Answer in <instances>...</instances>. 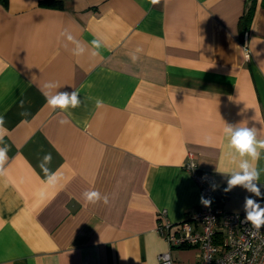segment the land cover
Instances as JSON below:
<instances>
[{
	"label": "crops",
	"instance_id": "0c3cea01",
	"mask_svg": "<svg viewBox=\"0 0 264 264\" xmlns=\"http://www.w3.org/2000/svg\"><path fill=\"white\" fill-rule=\"evenodd\" d=\"M41 1L0 0V264H156L166 251L173 264H195L198 250L171 247L157 225L163 214L172 232L185 220L199 227L190 155L196 171L214 173L215 204L244 212L252 194L224 189L251 159L223 128L255 127L264 140V0ZM94 38L104 45L95 57ZM48 81L78 90L81 106L53 111ZM88 190L109 204L86 203Z\"/></svg>",
	"mask_w": 264,
	"mask_h": 264
},
{
	"label": "built area",
	"instance_id": "2783aa9c",
	"mask_svg": "<svg viewBox=\"0 0 264 264\" xmlns=\"http://www.w3.org/2000/svg\"><path fill=\"white\" fill-rule=\"evenodd\" d=\"M186 168L193 172L201 197L210 199L211 205L205 206L200 200L191 215L198 229L185 220L172 232L171 224L160 214L157 230L165 235L168 244L195 247L198 250L195 264H264V228L257 232L250 223L243 222L244 212L227 211L215 204L214 173L196 171L192 155ZM156 264H173L170 252L159 254Z\"/></svg>",
	"mask_w": 264,
	"mask_h": 264
},
{
	"label": "clouds",
	"instance_id": "9594fccd",
	"mask_svg": "<svg viewBox=\"0 0 264 264\" xmlns=\"http://www.w3.org/2000/svg\"><path fill=\"white\" fill-rule=\"evenodd\" d=\"M152 4L159 3V0H151ZM66 31V30H65ZM63 34V33H62ZM69 40H72L71 35L68 36ZM94 49L92 56H98L101 54V50L104 45L101 44L100 39L94 38L91 42ZM142 49L137 47L135 53H131L130 59L133 63H136L140 59V53ZM85 53V48L77 43V47L72 50V55L82 56ZM44 87L47 89L45 92V99L47 105L53 110L57 109L68 112L69 109H75L81 106V99L79 98V91L74 89L71 92L68 91H58L61 86L55 81H48L45 83ZM103 102L99 99L96 100L97 106H100ZM60 123L66 124L67 120H61ZM4 121L0 118V130L3 129ZM223 133L229 137L228 146L230 149H234L240 157H250L251 163L248 159L242 160L238 167L239 171L233 170L230 172L227 179V187L224 189L225 192L232 191L235 187L241 186L246 192L252 195H246L244 197V218L243 222L250 223L252 227L258 232L264 228V207L258 202L256 198L264 199V192L261 191L264 185L259 183L261 171L257 166V162L262 158V153L260 149H264V140H257V130L255 127H248L244 124L234 127L231 124H225L223 128ZM211 139V138H209ZM0 144H3V138L0 136ZM8 147L4 145L0 147V175L4 172V162L7 160ZM52 155L51 153H46L44 161L51 163ZM231 162H235V156L230 157ZM40 168L45 172L46 183L49 186L55 187L58 183L57 173L52 172L50 169L46 168L44 163L40 164ZM215 190L216 186H212ZM82 196L86 203L97 204L103 203L105 205L109 204V196L105 195L101 197V193L98 190H88L82 193ZM201 203L205 206L211 205V200L201 197Z\"/></svg>",
	"mask_w": 264,
	"mask_h": 264
},
{
	"label": "trees",
	"instance_id": "16d2710c",
	"mask_svg": "<svg viewBox=\"0 0 264 264\" xmlns=\"http://www.w3.org/2000/svg\"><path fill=\"white\" fill-rule=\"evenodd\" d=\"M41 2L46 4H57L56 2L49 0H42ZM253 13H254V5H250L246 10L245 14L240 18L239 28L241 32H244L245 30L248 29Z\"/></svg>",
	"mask_w": 264,
	"mask_h": 264
}]
</instances>
